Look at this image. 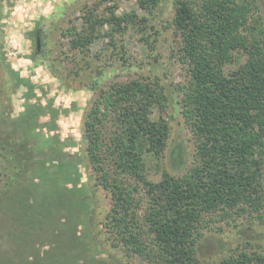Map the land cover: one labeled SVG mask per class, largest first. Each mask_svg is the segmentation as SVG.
Here are the masks:
<instances>
[{
    "label": "trees",
    "instance_id": "trees-1",
    "mask_svg": "<svg viewBox=\"0 0 264 264\" xmlns=\"http://www.w3.org/2000/svg\"><path fill=\"white\" fill-rule=\"evenodd\" d=\"M159 2L139 0L144 9ZM253 12L248 0L176 2L172 27L189 75L178 88L195 139V161L180 176L165 170L159 181L148 176L147 159L163 157L171 134L170 122L155 115L167 103L160 81L92 84L97 97L85 121L87 152L98 185L110 195L105 226L123 257L138 256L147 264H264V253L243 249L216 262L198 255L208 218L261 217L264 209V22ZM126 17L136 20L112 19L120 27ZM90 23L91 33L70 31L74 48L88 46L104 21L95 16ZM241 52L245 61L226 70ZM18 145L22 157L32 152L27 143ZM170 158L173 170L183 166L180 151ZM23 160L15 166L17 179L7 185L16 187L0 186V213L14 219L3 234L7 218L0 216V264H113L98 257L102 251L91 240L94 200L74 178L78 174L39 168L35 183H23L28 165ZM22 183V195L15 194ZM63 208L69 209L65 215Z\"/></svg>",
    "mask_w": 264,
    "mask_h": 264
},
{
    "label": "rangeland",
    "instance_id": "rangeland-1",
    "mask_svg": "<svg viewBox=\"0 0 264 264\" xmlns=\"http://www.w3.org/2000/svg\"><path fill=\"white\" fill-rule=\"evenodd\" d=\"M177 1L160 0L158 7L144 9L139 0H0V186L4 190L16 187L7 185L17 179L15 166H22L23 159L28 163L23 183H35L39 168L76 172L78 178H74L80 179L79 185L94 200L88 223L91 240L102 251L98 257L113 264L121 258L127 264L147 262L138 256L123 257L105 226L111 199L98 185L85 136V121L97 97L91 86L99 83L106 88L135 79L160 81L167 103L164 111L157 109L155 115L170 122L171 134L163 157L147 159L148 176L159 181L164 170L173 176L188 171L195 161V139L182 115L178 88L188 82L189 75L179 61L181 39L172 27ZM192 1L198 4L202 0ZM248 1L254 6V17L264 22V0ZM113 15L136 16V20L126 17L127 22L119 27ZM95 16L104 21L97 24L95 38L84 48H74L70 31L91 33L90 20ZM244 61L241 52L226 70L236 69ZM20 143H27L32 152L22 157ZM172 151H180L181 170L172 169ZM23 183L15 194L25 187ZM140 197L142 216L146 206L142 188ZM63 209L61 215L69 212ZM1 213L7 218L2 228L5 234L14 219L4 210ZM213 218L207 219L209 227L198 245L202 260L220 261L240 249L264 253V209L261 217L233 214Z\"/></svg>",
    "mask_w": 264,
    "mask_h": 264
},
{
    "label": "water",
    "instance_id": "water-1",
    "mask_svg": "<svg viewBox=\"0 0 264 264\" xmlns=\"http://www.w3.org/2000/svg\"><path fill=\"white\" fill-rule=\"evenodd\" d=\"M40 44V39H38V45Z\"/></svg>",
    "mask_w": 264,
    "mask_h": 264
}]
</instances>
